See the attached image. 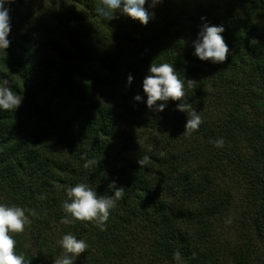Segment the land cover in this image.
Masks as SVG:
<instances>
[{
	"label": "trees",
	"instance_id": "obj_1",
	"mask_svg": "<svg viewBox=\"0 0 264 264\" xmlns=\"http://www.w3.org/2000/svg\"><path fill=\"white\" fill-rule=\"evenodd\" d=\"M66 1L76 6L15 0L10 45L0 52V81L23 96L17 110H0V202L35 212H26L34 251L25 235L14 236L26 264H54L62 254L56 241L67 232L88 243L75 264H136L144 257L150 264H204L213 245L205 240L223 206L217 188L223 163L238 169L264 242V0L146 3L147 25L120 10L103 19L96 12L100 0ZM38 12L46 17L42 29L25 30ZM205 22L225 29L224 62L193 55ZM75 27L76 35L64 34ZM152 62L173 64L187 103L203 120L186 144L177 143L174 129L160 151L146 144L150 131L175 121L185 127L188 117L176 109L180 101L156 112L134 100L145 96ZM212 97L217 109H226L223 118H207ZM218 138L222 148L210 142ZM145 155L150 161L141 166ZM88 160L95 163L84 168ZM112 182L124 197L104 231L91 222H61L68 187L86 183L107 197ZM248 248L237 253L245 261Z\"/></svg>",
	"mask_w": 264,
	"mask_h": 264
},
{
	"label": "clouds",
	"instance_id": "obj_2",
	"mask_svg": "<svg viewBox=\"0 0 264 264\" xmlns=\"http://www.w3.org/2000/svg\"><path fill=\"white\" fill-rule=\"evenodd\" d=\"M15 0H0V52H6L10 45L8 39L11 31L10 5ZM162 0H100L101 6L96 9L97 14L109 21L115 18V13L120 10L132 19L138 20L142 25H147L151 15L144 7H155ZM222 25L203 23L197 33L196 39L192 41L193 55L202 61L221 63L227 59L229 47L222 35ZM148 74L142 82L143 93L137 94L134 100L145 102L149 109L162 112L168 102L180 101L176 105L178 111L187 114L185 123V136H191L203 123L202 117L186 101L187 89L185 82L181 80L174 70L172 63H151L147 69ZM131 84L133 77L127 78ZM190 86V85H189ZM23 96L17 94L8 86L6 79L0 81V110L15 111L19 108ZM160 102V103H158ZM190 117V118H189ZM214 147L222 148L224 139L218 138L210 141ZM150 158L145 155L139 159L141 166H146ZM95 163L88 160L84 168H89ZM114 190L113 195L107 197L97 194L92 187L86 183H77L66 189V199L62 201L61 207L65 215L61 218L64 224H75L76 222H91L95 227L104 231L110 218L111 211L116 208L117 202L124 197V189L116 188L115 182L110 183ZM35 215L34 210H27L22 206L0 202V264H26L25 257L17 253L15 234L23 233L26 225L30 223L29 215ZM62 254L54 261V264H75V261L88 249L85 239L78 238L72 232L63 234L57 241ZM179 259V254H175Z\"/></svg>",
	"mask_w": 264,
	"mask_h": 264
},
{
	"label": "rangeland",
	"instance_id": "obj_3",
	"mask_svg": "<svg viewBox=\"0 0 264 264\" xmlns=\"http://www.w3.org/2000/svg\"><path fill=\"white\" fill-rule=\"evenodd\" d=\"M63 4L64 6H76L66 0H63ZM38 13L40 14L36 16V19L32 18L30 25L24 27L25 30L32 28V32H35L42 29L40 23L45 21L46 17L44 12ZM76 30V27L70 28L67 32L64 31V34L72 37L76 35L74 34ZM84 31L86 32V30ZM250 110L253 109L250 108ZM225 111L226 109H217L215 99L212 97L211 103L206 108V116L212 119L223 118ZM261 122L263 124L264 135L263 117L261 118ZM174 129L178 130V134L174 133V135L178 138L177 143L179 145L186 144V141L191 139L192 136H185L183 134L185 127L175 121L169 126H161L160 129L150 131L151 133L153 132V137L151 135L146 137V144L152 150H162L165 146L167 147V140L170 141V138H172V131ZM222 165L220 177L217 180V188L218 192H220L223 206L219 213L216 214L218 215V220L214 223L215 225L211 228V232L205 240V245L209 243L208 241H211L213 244L212 249L208 252L209 254L207 253L209 259L206 258L202 261L204 264H247V262L249 264H264V242L257 234L252 218L249 215L246 205L247 201L244 198L241 175L235 166L229 165L228 163H223ZM201 232L197 231L194 234L197 236ZM18 234L15 235L17 236ZM22 234L25 235V243L27 246L34 251L35 246L29 238L27 225ZM247 246H249V251L246 249L245 252L250 253V261L248 259L245 261V257H243L245 253L241 257L237 254L242 250L244 252ZM136 264H150V262L147 257H144L143 260L139 259Z\"/></svg>",
	"mask_w": 264,
	"mask_h": 264
}]
</instances>
